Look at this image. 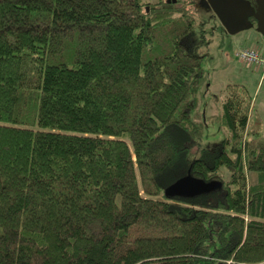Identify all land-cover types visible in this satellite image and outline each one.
I'll return each mask as SVG.
<instances>
[{
    "label": "trees",
    "instance_id": "16d2710c",
    "mask_svg": "<svg viewBox=\"0 0 264 264\" xmlns=\"http://www.w3.org/2000/svg\"><path fill=\"white\" fill-rule=\"evenodd\" d=\"M194 3L0 0V264H264L244 88L190 158L209 43ZM187 175L218 185L164 194Z\"/></svg>",
    "mask_w": 264,
    "mask_h": 264
},
{
    "label": "rangeland",
    "instance_id": "374dc122",
    "mask_svg": "<svg viewBox=\"0 0 264 264\" xmlns=\"http://www.w3.org/2000/svg\"><path fill=\"white\" fill-rule=\"evenodd\" d=\"M143 1L155 3L158 0ZM182 1L189 3L191 0ZM194 1L193 5L187 6L192 9L195 27L204 31L209 43L206 49L202 48L206 50L201 59L203 75L198 88V103L191 113L194 121L203 122V131L195 138L190 158L197 156L201 148L210 147L224 138L220 116L228 84L244 88L251 97L248 130L264 134V75L255 63L246 64L236 58V53L243 48H256L264 53V38L247 14L220 3L210 6L203 0ZM254 180L255 175H249V181Z\"/></svg>",
    "mask_w": 264,
    "mask_h": 264
},
{
    "label": "water",
    "instance_id": "95a60500",
    "mask_svg": "<svg viewBox=\"0 0 264 264\" xmlns=\"http://www.w3.org/2000/svg\"><path fill=\"white\" fill-rule=\"evenodd\" d=\"M226 8L232 9L238 13L250 11L251 4L247 0H226L223 4ZM252 16L256 22L257 31L264 38V0H255V9ZM218 185L217 181L204 182L201 179L190 175L184 176L165 188L164 194L171 195H191L207 191Z\"/></svg>",
    "mask_w": 264,
    "mask_h": 264
},
{
    "label": "built area",
    "instance_id": "2783aa9c",
    "mask_svg": "<svg viewBox=\"0 0 264 264\" xmlns=\"http://www.w3.org/2000/svg\"><path fill=\"white\" fill-rule=\"evenodd\" d=\"M236 58L246 64L255 63L264 75V53L259 52L256 48H243L236 53Z\"/></svg>",
    "mask_w": 264,
    "mask_h": 264
},
{
    "label": "flooded vegetation",
    "instance_id": "af4514ba",
    "mask_svg": "<svg viewBox=\"0 0 264 264\" xmlns=\"http://www.w3.org/2000/svg\"><path fill=\"white\" fill-rule=\"evenodd\" d=\"M225 1L226 0H219V1L218 0H203V3L205 5L215 6L216 4H219V3L223 5V4H225ZM248 1L251 4V8H250L249 12H246L244 14H247L253 23H256L254 18H253V16H252V13H253V11L255 9V0L254 1L253 0H251V1L248 0Z\"/></svg>",
    "mask_w": 264,
    "mask_h": 264
}]
</instances>
